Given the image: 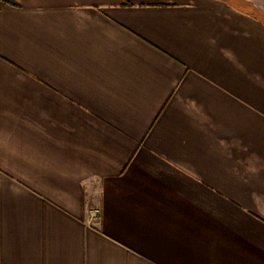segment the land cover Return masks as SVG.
<instances>
[{
  "label": "crops",
  "instance_id": "crops-1",
  "mask_svg": "<svg viewBox=\"0 0 264 264\" xmlns=\"http://www.w3.org/2000/svg\"><path fill=\"white\" fill-rule=\"evenodd\" d=\"M0 264H264V0H0Z\"/></svg>",
  "mask_w": 264,
  "mask_h": 264
},
{
  "label": "built area",
  "instance_id": "built-area-1",
  "mask_svg": "<svg viewBox=\"0 0 264 264\" xmlns=\"http://www.w3.org/2000/svg\"><path fill=\"white\" fill-rule=\"evenodd\" d=\"M90 213H91L92 216L97 217L98 214H99V209L98 208H93V209L90 210Z\"/></svg>",
  "mask_w": 264,
  "mask_h": 264
},
{
  "label": "rangeland",
  "instance_id": "rangeland-1",
  "mask_svg": "<svg viewBox=\"0 0 264 264\" xmlns=\"http://www.w3.org/2000/svg\"><path fill=\"white\" fill-rule=\"evenodd\" d=\"M94 208H97V207H94Z\"/></svg>",
  "mask_w": 264,
  "mask_h": 264
}]
</instances>
